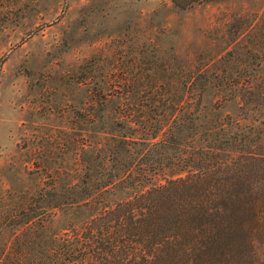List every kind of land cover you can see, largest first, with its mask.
Masks as SVG:
<instances>
[{
	"label": "trees",
	"instance_id": "obj_1",
	"mask_svg": "<svg viewBox=\"0 0 264 264\" xmlns=\"http://www.w3.org/2000/svg\"><path fill=\"white\" fill-rule=\"evenodd\" d=\"M109 81L76 111L87 140L74 161L10 217L5 241L0 225V264H264L252 244L264 247V80L217 83L247 107L239 117L214 112L222 98L206 111L200 69L167 96Z\"/></svg>",
	"mask_w": 264,
	"mask_h": 264
},
{
	"label": "rangeland",
	"instance_id": "obj_2",
	"mask_svg": "<svg viewBox=\"0 0 264 264\" xmlns=\"http://www.w3.org/2000/svg\"><path fill=\"white\" fill-rule=\"evenodd\" d=\"M196 1L182 9L171 0H0L2 241L29 195L74 161L84 127L76 111L96 80L141 78L167 96L172 79L200 69L211 81L206 111L222 98L219 117L244 115L217 83L264 80V0Z\"/></svg>",
	"mask_w": 264,
	"mask_h": 264
}]
</instances>
